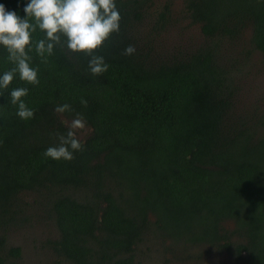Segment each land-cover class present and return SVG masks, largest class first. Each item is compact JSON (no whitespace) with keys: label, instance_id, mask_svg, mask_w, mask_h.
I'll return each instance as SVG.
<instances>
[{"label":"trees","instance_id":"trees-1","mask_svg":"<svg viewBox=\"0 0 264 264\" xmlns=\"http://www.w3.org/2000/svg\"><path fill=\"white\" fill-rule=\"evenodd\" d=\"M29 2L0 0L21 19ZM115 2L120 33L98 52L106 72L93 76L82 53L56 47L42 63L33 49L39 85L17 74L0 90V264L21 256L9 232L30 220L27 194L58 231L49 248L71 264H135L153 228L186 247L207 244L240 264H264V112L238 107L224 52L249 29L250 48L264 55V0H185L204 37L185 51L157 42L170 2L158 12L155 0ZM129 45L136 51L125 56ZM7 55L0 46V76L13 67ZM19 87L29 90L31 120L9 102ZM63 104L74 112L56 113ZM75 113L91 128L76 134L84 150L71 161L45 157Z\"/></svg>","mask_w":264,"mask_h":264},{"label":"clouds","instance_id":"clouds-1","mask_svg":"<svg viewBox=\"0 0 264 264\" xmlns=\"http://www.w3.org/2000/svg\"><path fill=\"white\" fill-rule=\"evenodd\" d=\"M24 12L26 16L21 19L0 4V46L6 49L7 59L13 65L0 76V90H7L17 74L21 81L39 85V69L31 66L29 53L33 49L42 63H47L54 48L60 47L89 57L88 67L93 76L108 70L109 65L98 52L114 34L120 33L121 15L115 0H30ZM37 30L45 33V37L34 41L33 34ZM135 51V47L129 45L122 54L130 56ZM28 91L24 87L15 88L9 98V102L17 107L16 115L25 121L34 118V110L23 99ZM81 104L86 107L87 101L81 100ZM54 111L61 114L74 112L69 104L58 105ZM84 128L83 115L75 113L66 134L55 133L58 143L47 148L44 156L56 161L73 160L75 152L84 150L76 135Z\"/></svg>","mask_w":264,"mask_h":264},{"label":"rangeland","instance_id":"rangeland-1","mask_svg":"<svg viewBox=\"0 0 264 264\" xmlns=\"http://www.w3.org/2000/svg\"><path fill=\"white\" fill-rule=\"evenodd\" d=\"M167 2L171 4V19L169 26L158 36L157 42L168 50L176 51L177 48L185 51L202 44L204 37L199 26L189 20L184 10L185 0H155L152 10H162ZM249 36L248 29L241 41L225 45V58L234 64L233 69L237 75L238 107L249 113L264 112V55L250 48ZM71 121H68L69 124ZM90 129L85 123V128L78 130L76 134L83 139ZM31 196L32 194H27L26 197L32 206L29 211L30 220L12 227L9 232V243L19 246L22 252L20 258L13 260V264H71L49 248L48 241L56 238L58 231L44 207L37 202L35 204ZM225 225L228 228L234 226L231 221H227ZM160 233L156 228L147 232L136 247L135 264H240L228 251H221L207 244L186 247L183 242L171 240Z\"/></svg>","mask_w":264,"mask_h":264}]
</instances>
